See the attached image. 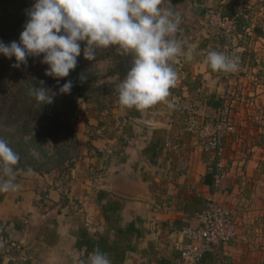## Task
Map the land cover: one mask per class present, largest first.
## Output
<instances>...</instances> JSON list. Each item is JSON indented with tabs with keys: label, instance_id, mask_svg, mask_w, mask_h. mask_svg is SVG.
I'll return each instance as SVG.
<instances>
[{
	"label": "crops",
	"instance_id": "crops-1",
	"mask_svg": "<svg viewBox=\"0 0 264 264\" xmlns=\"http://www.w3.org/2000/svg\"><path fill=\"white\" fill-rule=\"evenodd\" d=\"M161 6L179 14L176 38L184 45L172 63L178 78L170 96L143 113L121 109L117 98L110 111L79 120L80 128L85 122L89 127L86 146L99 165L81 211L63 209L57 193L44 196L32 179L17 180L18 190L0 193V235L9 239L0 241V264H82L97 249L111 264H183L176 248L181 228L199 226L198 213L210 201L233 210L236 172L215 180L212 158L190 127L188 112L211 121L224 95L236 88L244 93L239 83L251 75L243 72L256 76L259 70L250 65L263 67L264 0H164ZM208 8L236 18L240 27L233 51L239 69L228 79L204 63L210 51L226 49L220 30L207 23ZM215 250L203 264L264 260V251L242 237Z\"/></svg>",
	"mask_w": 264,
	"mask_h": 264
},
{
	"label": "rangeland",
	"instance_id": "rangeland-1",
	"mask_svg": "<svg viewBox=\"0 0 264 264\" xmlns=\"http://www.w3.org/2000/svg\"><path fill=\"white\" fill-rule=\"evenodd\" d=\"M33 4L34 0H0V41L6 44L19 42L27 21L21 24H18V21L22 13ZM113 49H104L103 57L93 61L89 82L85 88L86 94L77 99L74 115L60 131L56 129L58 133L49 141L36 142L34 145L31 142V135L21 131V125L17 127L13 120L10 121L11 125H8L0 116V138L7 141L20 156L16 168L21 171L17 173L16 181L34 180L37 189H41L44 196L51 192L57 193L56 197L60 199L58 202L67 211L68 209L72 212L81 211L82 207H86L85 199H89L91 195L90 183L95 180L96 171L99 169L98 163L94 162L91 156L90 146H86L84 135L88 133L89 127L85 122L80 128L79 120L86 121L87 117L110 111L116 106L117 85L122 82L131 67V56L118 55ZM32 58L29 57L27 61ZM7 61L16 63L15 57L8 59L0 54V67L7 64ZM122 62H126L127 65L121 66ZM259 65H261L259 62H255L253 67L250 65L252 70L254 68L259 70L256 76H253L255 73L249 69L243 72L251 75L246 84L235 78L240 82L239 86H246L242 88L244 93L236 87L234 92L231 89L230 94L226 93L228 96L223 97L224 108L218 111L214 119L201 122L196 117V121L205 131L203 133L205 136L197 133L202 141H206L203 137L213 134H218L224 139L222 154H218L209 163L211 169H222L224 173L222 180L228 177L231 169L236 172L239 190L233 210L230 209L234 211L233 215L238 225L235 242L242 237L264 251V75L258 76L260 73L264 74V64L262 68H258ZM28 67L30 65L26 64L15 70L12 67L7 70L10 80L5 79V83L2 84L4 94L12 88H17L12 86L15 82L13 79L15 72L24 73L29 70ZM5 105L8 108L11 103L0 102V109ZM222 110L223 113L220 114ZM220 115L222 118L228 117L233 122L232 130L226 129L228 125L226 123H220L219 128L214 127L215 123L222 121ZM38 128V122L34 120L32 129L35 132ZM73 128L74 131H70ZM29 131L31 129L27 132ZM229 139L236 141L235 148L231 144L228 145ZM202 148L206 153L203 142ZM60 150L62 153L58 152ZM218 157L219 160L216 161Z\"/></svg>",
	"mask_w": 264,
	"mask_h": 264
},
{
	"label": "clouds",
	"instance_id": "clouds-1",
	"mask_svg": "<svg viewBox=\"0 0 264 264\" xmlns=\"http://www.w3.org/2000/svg\"><path fill=\"white\" fill-rule=\"evenodd\" d=\"M164 0H34L26 10L28 17L19 42L0 41V54L12 59L19 68L29 57H43L48 65L45 75L60 85L75 70L78 57L94 61L98 50L114 48L118 55L131 56V67L117 85L121 109L145 112L164 102L176 86L177 72L172 63L181 54L183 41L176 38L181 18L162 7ZM191 59V55H187ZM204 63L214 72L234 73L239 57L210 51ZM40 85H44L40 81ZM73 82L59 87L60 94H70ZM49 92L52 95H49ZM38 105L53 103L54 93L47 87L29 90ZM169 107H174L169 104ZM20 156L0 138V193L16 191V168ZM82 264H111L99 249Z\"/></svg>",
	"mask_w": 264,
	"mask_h": 264
},
{
	"label": "trees",
	"instance_id": "trees-1",
	"mask_svg": "<svg viewBox=\"0 0 264 264\" xmlns=\"http://www.w3.org/2000/svg\"><path fill=\"white\" fill-rule=\"evenodd\" d=\"M27 19L28 17L25 10L22 13V17L19 19L18 24L24 23ZM239 28L240 27L238 26V29ZM83 47L84 45L82 44V51L80 57H78L77 67L75 70L70 72L69 77L63 78L60 81V85L57 84L55 79L45 75L48 65L41 63L43 58L41 56L27 61V64L30 65V67H28L29 70L26 72H15L16 75L13 77L15 82H13L14 85L12 86H17V88H12L4 94L2 84L5 83V79L10 80V76L7 75V70L11 67L15 70L16 67H13L14 63L11 61H7V64L0 67V102L4 104L7 102L11 103L10 107L8 106V108H6L7 106L5 105L2 109H0V116L8 123V125H11V120H13V124L17 127L21 125V131L31 135V142L34 145H36V142H47L54 138V135L58 133L56 129H59L60 131L63 125L65 126L66 122L74 115L77 99L86 94L85 88L89 82L88 78L93 61H88L84 58ZM103 52H105L104 49L98 50L96 60L103 57ZM125 65H127L126 62L121 63V66ZM23 74L25 77H23ZM67 80H71L73 82L71 93L60 94L59 87L62 86L63 83L67 82ZM40 81H43L44 85H40ZM34 85L36 87H47L56 93L53 103L45 106L38 105L34 97L29 94V90ZM49 95H52V93L49 92ZM34 120H37L39 125V128L35 132L32 129ZM29 129H31V131L27 132ZM70 131L73 132L74 128L72 130L70 129ZM1 132L4 131L1 130ZM4 133L7 132L5 131ZM58 152L62 153L61 150ZM215 173L216 170L214 172V176ZM215 249L205 253L198 264H203L206 262L207 258L212 257L216 252ZM261 264H264V262Z\"/></svg>",
	"mask_w": 264,
	"mask_h": 264
},
{
	"label": "built area",
	"instance_id": "built-area-1",
	"mask_svg": "<svg viewBox=\"0 0 264 264\" xmlns=\"http://www.w3.org/2000/svg\"><path fill=\"white\" fill-rule=\"evenodd\" d=\"M207 23L218 28L221 34L226 39L225 53L234 56V41L239 36L238 22L235 18L221 14L215 9L208 8L206 11ZM225 79L231 77V73H225ZM222 108H224L222 106ZM221 108V109H222ZM223 113V110L220 114ZM191 128L204 135L205 131L198 126L196 116L188 112ZM222 121L215 123L214 127H221L220 123H226V129H233V122L228 117H221ZM205 136V135H204ZM206 141V152L211 156L212 160L218 154H222L223 140L220 135L213 134L203 137ZM219 160V157L216 161ZM215 180L218 182L224 176L222 169H215ZM200 225L197 227L184 226L180 233L183 240L176 245V248L181 253L183 264H198L203 255L212 251L216 247L223 244L235 242L238 236V225L233 212L227 207L210 201L206 204L203 210L198 213ZM0 241L8 243L9 239L1 233ZM15 245V243H12Z\"/></svg>",
	"mask_w": 264,
	"mask_h": 264
}]
</instances>
